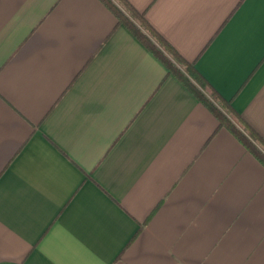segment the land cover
Returning a JSON list of instances; mask_svg holds the SVG:
<instances>
[{"label": "crops", "instance_id": "0c3cea01", "mask_svg": "<svg viewBox=\"0 0 264 264\" xmlns=\"http://www.w3.org/2000/svg\"><path fill=\"white\" fill-rule=\"evenodd\" d=\"M264 140V0H127ZM0 264H264V165L99 0H0Z\"/></svg>", "mask_w": 264, "mask_h": 264}, {"label": "trees", "instance_id": "16d2710c", "mask_svg": "<svg viewBox=\"0 0 264 264\" xmlns=\"http://www.w3.org/2000/svg\"><path fill=\"white\" fill-rule=\"evenodd\" d=\"M117 20L176 77L217 120L218 127L226 129L242 146L264 165V140H262L231 104L219 96L196 71L193 63L184 59L149 24L127 0H99Z\"/></svg>", "mask_w": 264, "mask_h": 264}]
</instances>
